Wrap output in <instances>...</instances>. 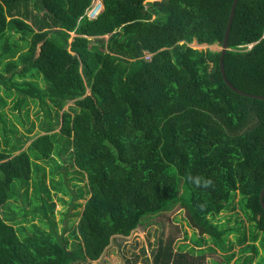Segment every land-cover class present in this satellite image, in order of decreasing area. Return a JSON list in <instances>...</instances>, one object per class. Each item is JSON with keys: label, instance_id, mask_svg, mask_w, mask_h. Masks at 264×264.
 Segmentation results:
<instances>
[{"label": "trees", "instance_id": "1", "mask_svg": "<svg viewBox=\"0 0 264 264\" xmlns=\"http://www.w3.org/2000/svg\"><path fill=\"white\" fill-rule=\"evenodd\" d=\"M100 2L101 11L87 19L91 0H0V208L13 181L27 192L29 154L45 165L65 154L75 185L85 181L71 194L74 203L56 198L81 208L71 215L77 219L68 243L56 232L50 191L69 193L40 169L33 192L47 227L39 229L35 217L27 222L29 212L23 221L1 209L0 264L96 261L113 237L174 205L197 234L194 246L210 242L205 250L222 254L212 264H228L233 246V264H251L258 247L264 250V100L224 84L218 51L189 47L221 46L232 0ZM226 47V81L264 97V0H236ZM8 103L17 123L5 118ZM28 103L43 114L34 138L33 122L24 128L19 119L28 120ZM19 125L20 140H10ZM236 196L248 232L234 228L238 222L213 221ZM185 257L158 240L149 263L190 264Z\"/></svg>", "mask_w": 264, "mask_h": 264}, {"label": "rangeland", "instance_id": "2", "mask_svg": "<svg viewBox=\"0 0 264 264\" xmlns=\"http://www.w3.org/2000/svg\"><path fill=\"white\" fill-rule=\"evenodd\" d=\"M72 36V35H70ZM16 38V36H15ZM189 47L197 50L208 49L210 51H218L219 47L217 45L205 46V45H196L194 42L189 45ZM37 85L39 87H43L45 85L44 81L41 79L36 80ZM88 93V92H86ZM8 103L4 108L3 112L6 114L7 119L16 122L17 119L12 117V114L9 112ZM72 105L71 102H68L64 107L65 110L68 106ZM16 115V114H14ZM23 114H20V120L23 121V127L27 128L30 121L33 122L34 128L29 134L30 137H33L35 134L39 132L38 124L41 119H43L42 112L39 111V107L37 105H32L28 103V120L25 122ZM15 123V124H16ZM8 124V123H6ZM20 126V125H19ZM16 133L12 135L8 133V137L10 140H14L15 137L22 134V128L16 127ZM10 126L8 125V128ZM56 130H54L55 132ZM1 135V134H0ZM19 139L20 138H16ZM54 147H60V144L55 143ZM31 165H30V180L27 184L28 191L25 193L24 188L25 185L22 184L23 181H13L10 185V193L11 198L3 205L1 209L4 210L7 214H13L19 220L23 219V215L27 214L26 217L27 222L30 221V218H34V223L39 229L44 228L46 226L44 222H47V218H40L41 214L39 212V200L38 194L33 192L39 191L36 187H41L40 179H41V171L42 168L45 169L46 179H49L51 172H53V179L57 182L58 187L63 192H68L69 195L62 196L57 194V192L50 191V199L54 202L53 207V216L54 221L56 222V232L59 236H63L67 239L68 243L71 242L72 239L68 238L71 227L75 225L76 217H72V213L78 211L80 213L81 208H72L68 203H74L75 199L72 195L75 194V191L78 187H84V179L77 184L74 181V177H77L76 173H74L72 167L68 162V158L65 154H60L59 157L52 158L55 160L54 162H49L47 165L42 161H33L32 154H29ZM49 181V180H48ZM47 183V182H46ZM36 185V186H35ZM47 185V184H46ZM32 186V189H31ZM48 187V185H47ZM72 194V195H71ZM62 198L68 203L64 205H60L57 202L56 198ZM241 199L239 196H236L233 199V202L229 208L223 210L220 214L213 218V221L218 222L219 224H224V226H232L235 222H238L234 228L238 227L240 230L244 227L245 231L248 232V224H247V212L243 210L240 204ZM81 205L84 202L83 200L77 201ZM238 202V203H237ZM185 212L183 209L179 208L178 205H174L170 210L162 212L155 217H149L144 219L140 225H138L134 230H132L126 237L115 236L113 237L107 247L103 250L102 254L96 261H78L75 264H150V254L155 249L156 243L159 240L162 243L167 241L171 242L172 251L177 254L178 252L186 255V261H189L190 264H212L214 262H221L222 254L218 251L214 253H209L205 249L210 245V242L206 244H202L200 248H196L192 239L197 236L196 232L192 231V229L186 226L185 220ZM39 219V220H38ZM243 223V225H242ZM242 225V227H241ZM28 233L32 232V227L30 223L24 224ZM47 227V226H46ZM235 232L232 235H229L228 238L230 240L234 239ZM206 238V236H203ZM233 241V240H232ZM237 246H233L234 257L228 264H233L235 258L238 257ZM201 256V257H200ZM264 256V250L258 247V255L252 259L251 264H255L256 261H259V258Z\"/></svg>", "mask_w": 264, "mask_h": 264}, {"label": "water", "instance_id": "3", "mask_svg": "<svg viewBox=\"0 0 264 264\" xmlns=\"http://www.w3.org/2000/svg\"><path fill=\"white\" fill-rule=\"evenodd\" d=\"M235 4H236V0H232L231 2V5H230V9H229V14H228V18H227V22H226V26H225V30H224V34H223V39H222V42H221V46L219 47L218 49V52H219V59H218V67H219V72H220V76H221V79L222 81L224 82V84L234 93L240 95V96H244V97H249L251 99H257V100H264V97L262 96H255V95H249V94H246V93H243L235 88H233L225 79L224 77V73H223V67H222V55L224 54V52L227 50V47H226V37H227V34H228V29H229V25H230V22H231V19H232V16H233V11H234V7H235ZM250 47V46H249ZM248 47V48H249ZM263 193H264V185L261 187L260 191H259V194H258V202H259V205L261 207V209L264 211V204L262 202V196H263Z\"/></svg>", "mask_w": 264, "mask_h": 264}, {"label": "built area", "instance_id": "4", "mask_svg": "<svg viewBox=\"0 0 264 264\" xmlns=\"http://www.w3.org/2000/svg\"><path fill=\"white\" fill-rule=\"evenodd\" d=\"M157 0H143V4L148 3V2H153ZM101 2L100 0H91L90 5L84 10L83 15L87 19H94L96 15L101 11Z\"/></svg>", "mask_w": 264, "mask_h": 264}, {"label": "crops", "instance_id": "5", "mask_svg": "<svg viewBox=\"0 0 264 264\" xmlns=\"http://www.w3.org/2000/svg\"><path fill=\"white\" fill-rule=\"evenodd\" d=\"M24 120V119H23ZM32 121H30V123H31ZM34 125V124H33ZM38 124H36V126H37ZM18 127H20V126H18ZM35 127V126H34ZM22 128V131H21V133H23V127H21ZM36 135H39V132L37 133V134H35L32 138H34ZM30 141H26L25 143H24V145H23V147H22V149L21 150H24L25 148H26V146L28 145V143H29ZM28 191V190H27ZM238 248V247H237Z\"/></svg>", "mask_w": 264, "mask_h": 264}, {"label": "clouds", "instance_id": "6", "mask_svg": "<svg viewBox=\"0 0 264 264\" xmlns=\"http://www.w3.org/2000/svg\"><path fill=\"white\" fill-rule=\"evenodd\" d=\"M197 183H199V181H197ZM210 183H211V182H210V181H208V182H206V183H205V185H204V186H205V187H207V186H209V185H210Z\"/></svg>", "mask_w": 264, "mask_h": 264}]
</instances>
